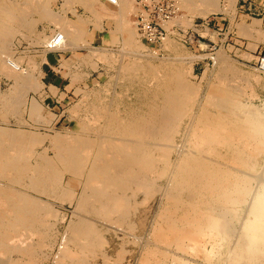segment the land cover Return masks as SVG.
Segmentation results:
<instances>
[{"label": "rangeland", "instance_id": "obj_1", "mask_svg": "<svg viewBox=\"0 0 264 264\" xmlns=\"http://www.w3.org/2000/svg\"><path fill=\"white\" fill-rule=\"evenodd\" d=\"M2 1H4V3L7 5H8V3L11 4V6L14 4L16 6L18 5V7H17L18 14L22 11L24 12V13L22 12L23 14H21V13L19 14L21 18H18L15 20V23L17 25H18V23L20 24L19 21H21V24L19 25L20 27L18 29L19 31H18V33L11 36L12 39L10 38L8 41L9 45H8V43H6V47H8L9 49L6 48L7 51H5V52L9 53L8 50H10L9 54L14 57L13 61H16L15 59L19 60L18 67L20 68L21 71H25V72L27 71V73H29V74L31 73V75H34L38 78L40 77L39 79L42 80V83H43L42 88L43 89L38 88V90L37 89L36 90H33V89L24 90L23 89V87H25L24 84L21 85V89H23V90H21V92L24 91L23 92L24 94L21 93V95L22 94L23 95L22 96L20 95L21 97L19 96L21 98V101L18 102L20 105L19 106L20 108L17 106V110L16 109L14 110V111H18V112H16L17 114L14 111H12L13 109L6 111L0 107L1 108L0 113L2 112L0 114V132L2 131V136H4V138H6L7 136H10L9 134L11 133V131H13V129H16V130L20 129V131H22V132L17 130V132L20 134L24 133V134L33 135L34 133L35 134L40 133L42 136L44 134V137L47 136L50 140L47 138L44 140V142H42L43 144L38 143L35 146H33L35 154L33 153L32 159L30 160V163L36 164L38 161V158H39V154L40 153L45 154V152H47L45 155H47V158L49 159L48 160L49 164H50L49 166H52V167L55 166L54 169L55 170L57 169L56 171L60 170V171H58V175L61 176V178L59 177L60 182L62 179V182H61L62 184L60 183L59 186H56L55 184L51 185L50 183H47L43 179H40V182L38 181V187H39V190H38L39 192H38L35 189L29 190V187H27L28 184H26V182H24L23 184H19V185L16 184L15 185V184L6 182V181H8L6 179L0 178V181H2L1 184L2 185L4 184L3 186L7 185L5 187H9V186L12 187V185H13V187L15 186L13 189H16V190L18 189V191H21V192H23V190H24V193L30 194V195L28 194L29 196H31L33 193V197L34 196L37 198L39 197L38 199L39 200L41 199L43 204L44 203L47 204L50 202V204H49V207H51V208H49L50 213L49 212H46V214L42 213L44 215H41L40 217H42L43 219L42 218L41 219L43 221L45 220L46 222H50L51 220H52V222L56 221L55 224L50 222L52 227H53V230L51 229L52 227H50V228L48 227L51 225L50 224L48 225L44 221V223L46 224V227L48 229L47 230L45 228V230L48 231V232H46L48 234L47 236H49V237L51 236L52 238L51 237L45 238L46 233L44 230V227H45L44 223L42 225V228H41V226L39 227L38 235L41 238L39 236H36V238L38 237V239H36V242L39 245L36 246L35 251L37 249H39L38 246H41V241L44 240V238L46 239V241H42V242H45V243H42L43 247L41 246L40 249L35 252V253L39 252L40 255H38L39 253H37L36 256H34L35 258L33 257V259L35 260V261L33 260L34 263L32 262V258H27L24 255L26 257L25 258V257H23L22 254L12 253L11 255L9 254V256L12 257L11 259H9L10 257L8 255L4 256L3 260L6 261V264H10V263L14 264V262H16L15 264H54V263L55 264H76V263L78 264V262H79V264L80 263H82V264H84V263L85 264H98V262L100 264L101 261H102L101 264H112L111 262H113V264H115L118 261H119V263H116V264H142L143 261L146 259L147 260L149 259V261L146 260L148 262V264H152V263L153 264H185L186 261H187L186 264L188 262H189V264H192V263L193 264H215V263H217V264H222V263L223 264H226V263L233 264L231 261V256L229 257V255H232L233 248H235V246L238 245V243H240V242H238L239 241L238 236H241V234H239V233H241L242 232L241 229H243L242 222L246 221V219L248 218V215H249L248 209L250 208L248 206L250 205L249 202L252 201V199L250 200L252 195L249 197L250 201L248 200L249 202H247V206L236 207L237 208L236 209V216L233 215L231 217L232 221H231V218L229 220L230 223L232 224V227L237 229L239 231V233L237 231L234 234V231H233V235L230 236L231 239L222 234L221 238L218 237L219 240L216 239L215 242H213V240L210 241L211 239H208V238L203 239L204 240V243H202L203 248H201V250H199V251H190V252L186 251L185 252L184 250L181 251V249H179L177 247L179 249V251H178V249L175 248V244H173L172 242H169V241H165L166 243L163 242L166 245L165 246L161 241L157 240L158 239L157 235L159 234V232L156 231L157 230L156 228H158L163 223V216L161 214L167 213L171 208V204L169 202V199L167 200V198H166L168 196L165 197L167 190L169 189L168 187H170L169 186L170 184H169L168 175L166 174L165 176L164 175L162 176V174H161L162 168L164 167L163 162L159 161L158 164L156 163V166H158V167L155 168V170H156L155 174L159 175L158 173L160 172L161 175H159V176L156 175L157 177H155V174H152V175H150V177L147 178L149 181L152 182L151 183L152 184L151 192L145 193L146 190H143V189L140 191L139 189H137L138 186H136V184H134V185L132 184L131 187H129V189H127V191H126V196L128 197L127 198L128 200L125 199V201H124L125 204L127 203L126 206H124V208L121 210V212L120 211L115 212L114 214L112 213V215L109 214L108 216H106L107 214H104L101 211H99V208H100V205L98 204L99 202L95 201V199L93 197H90V196H93V194H88L91 201L89 199L87 205L82 207L83 209L82 208L79 209L80 208L78 206L79 198L81 196H88L86 194H83L85 192V190H84L85 185H83V184H85V180L83 178L84 176H82V178H78L74 174H71V172L69 173V171L66 173L67 170L63 169L64 168L63 164L60 165L61 161L56 157L57 152H55V147H54L55 142L53 141V138L55 135L56 136L62 135L61 137L63 139H65L67 142L68 140H70L69 138L71 137L73 139V141L70 140V141H72L71 143H73V142L75 143V141L78 139L80 142L81 139L91 141V140H94L95 138H97V136H96L98 134L97 130L94 129L93 127H94V124L96 123V121L99 120V118L97 116L98 115L97 111L103 107L102 105H104V108H108V109L111 108L110 110H112V107H113V109L116 110L115 113L121 115L122 117H124L125 114H126L125 116H131V115L136 116V115H139L140 113L145 114V112L148 111L149 104H151V102L154 99H156L158 101L160 100V99H158L159 97H161L160 93H158L156 91L157 82L158 81L163 82V79L165 78L166 74L169 73L170 71H172L171 70L172 68H173V70H176L178 68V69L184 71V75L186 74L185 76L187 77L186 78L184 76L185 79L188 82L191 81L188 84L189 85L191 84V87L195 85V87H192V89L196 93L195 95L197 96L195 98V103H197L195 109H197L198 104L202 105L205 101L208 102L210 100V99H208V98H210L209 91H210L211 87H213V85L217 84L215 86H220L223 83H224L223 85H225V84L227 85V83H230L231 82L230 80H232V82L230 84H228V86H230L231 88L236 90L235 92L237 93V96H239L238 99H240L239 102L242 101L243 106L247 105L245 107H247V108L251 107V109L254 108L252 110H254V111L258 110V111H260V113H263L264 112V0H219V9H221V10H219V11H218V9L214 10L210 14L206 15L205 17L202 16L201 14H199V12H200V10H198L199 6H200L199 9H202L201 8V6H202L201 1L195 0V3H194V0H190L192 2L186 0L187 1L186 7L189 6L190 8H192L194 6V8H192V10H190L189 7H187L188 8L187 9L185 7V4H182L183 2L186 3L185 0L184 1L181 0V1H183L182 3H181V1L176 0L177 6L179 8V12L176 16L173 17L172 20H170L164 26V28L166 29V33H167L166 40L164 42H162L161 44L151 46L150 48H147L140 38V32H139L138 25H137V20H138L137 17H138V14H139L141 8H140V5L137 3L136 0H127V4H128L127 6H129V7H127V9L124 10V14H125L124 18L127 22L126 26H127L128 30H129V32H130V30L132 31V32H130V34H133V35L136 34L134 36L136 37L137 40L133 36V44L135 43V45H133V47L125 44L124 43L125 42L124 34L122 36V34L119 33L120 31H122V27H123L122 21H121V19H119L120 18L119 16L115 17L116 15L113 16L111 14H109L111 16H108V15H105L104 12L102 13L99 10H94V11L89 10V8L85 7V5L80 3L78 0H37V1H38V4H40L42 2L44 3V1H45V3H46V4L44 3L45 5L41 4L43 6V8L41 5H39V7L41 6L40 7L41 9L48 7V9H50L51 13L55 14V15L53 14V16H55V17L59 16L58 18H62L63 20H65L67 18V19H69L68 20L69 22L71 21L73 23L77 22V20H80L81 22L83 21L82 23H83V31L84 32H82L80 34V41H78L79 38L77 40L73 36V34L71 33V31L69 30L68 27L67 28L62 27L60 25V23L55 21V20L53 22L52 19H54L55 17H53L51 19L52 20V22H51L50 18H46V20H45V17L40 16V14H42V13H37L40 10V8L37 7L38 6L36 4L37 1H35V0H33V1L29 0V2H25L23 0H21V1L20 0H2ZM34 1L36 2V3H34L36 6L35 5L34 6L37 7V9H38V11H36V12H35V7H34V9L31 8V6H33ZM94 1L97 3V7L99 5H100V7L109 6V4L103 2L102 0H94ZM197 1H199L201 3V5H200V3H199V5H197V3H198ZM230 1H231V3H230ZM232 1L233 2L235 1V5ZM0 2H1V0H0ZM26 3L27 4L31 3V4L28 5L29 7H26L25 6V5H27ZM188 3H190L191 5L190 4L188 5ZM29 8H31L32 11L33 10L34 11L30 12L31 9H29ZM19 9H20V11H19ZM25 11H27V12L25 13ZM97 11H99V12H97ZM102 14L104 16H102ZM19 15L16 16V18L19 17ZM22 15L23 16L25 15V16L23 17ZM38 16H39V18H38ZM21 19L22 20L24 19V20L22 21ZM26 19L28 20V22L30 21L31 23L30 22L28 23ZM197 22H199V23H197ZM240 22H241V24H240ZM251 23L254 26H256L257 29L253 28L254 29L253 30L251 27H250L251 29L248 28V26ZM26 24H28L31 27V30H30V27L27 26ZM53 24H58V25H60V27L58 25H53ZM127 24H130L129 26L131 28H129ZM197 24L199 26H197ZM13 25H15V24H13ZM95 25H96V27H95ZM28 27H29V29H28ZM26 29H28L29 31L27 32ZM206 29L208 32H206ZM208 29H210V30H208ZM246 29H248V31ZM112 31H113V33H112ZM25 32H26V34H25ZM210 34H212V35H210ZM113 35H114V37H111ZM121 36L124 37V39ZM50 38H51V41H50ZM55 38H58L59 40L57 41V39H55ZM115 39H117V41ZM167 41L170 43H168ZM48 42H50L51 47H53L55 44L59 45V48L56 49L57 50L56 52L51 53L53 51H51L52 49L51 50L48 49V45H49ZM173 42H174V44H173ZM117 43H119V44H117ZM123 43L125 44V46L127 45L126 47H124L126 52H124V50H123V52L125 54L128 52L129 49H132V50H129V52L126 54L127 57L125 56V54L123 52H121V50L124 46ZM83 45H85V46H83ZM167 45H170V46L167 47ZM136 51H138V52H136ZM11 52H12V54H11ZM131 53H133L134 55ZM181 53H182V55H181ZM118 54H121V55H118ZM141 54H143V55H141ZM183 55H184V57H183ZM219 55H221V56L224 55L223 59L225 60L227 65H226V63H222L220 61L221 59L218 58ZM2 56L3 55H0V60H1ZM61 56H62V60H61ZM128 56H129V58H128ZM124 57H125V59H124ZM190 57H191V60L190 59L188 60V58H190ZM112 58H114V59H112ZM193 58H195V59L193 60ZM228 58H230V59H228ZM131 59L132 60L137 59V60H134V62L132 63ZM58 60H59V63H58ZM127 60L130 62L132 68L129 67L130 65L127 62ZM141 61H142V63H141ZM146 61H148V62L146 63ZM171 61H173V62H171ZM149 62H150V64H149ZM125 63H127L128 66ZM170 63H171V66H169ZM172 63H173V65H172ZM220 63L223 65H221ZM231 63H232V65H231ZM123 64H124V66L122 67ZM134 64H136V65H134ZM137 64H138V66H137ZM146 64L148 65V67ZM158 64H159V66H158ZM228 64L230 66H228ZM145 66H146V68H144ZM136 67H137V69H139V71L136 73H132V71L135 72V69H133V68H136ZM220 67H221V70H220ZM226 67H232V69L231 68L228 69ZM124 68L127 70V73H126V70H124ZM150 68H154L156 70L157 74H155L154 76L152 74H149L148 69H150ZM222 68L223 69L226 68L227 70H225V71L229 70V73L225 72ZM130 69L132 71H130ZM165 70H167V72H164ZM185 70H187V71L185 72ZM236 70H238V74H237ZM158 71H159V73H158ZM231 72L236 73L235 74L236 76ZM52 73L54 76V78L52 77V79H54V80L56 79V84L54 83V85H49V84L45 83L44 77L47 74L52 75ZM128 73H129V75H128ZM227 73H228V75H225ZM136 74L139 76L137 77ZM229 74H231L230 78L232 77V75H234L233 76L234 78L232 77V79L229 80ZM0 75L6 76L9 79V82H5L4 80H2L0 78V98L2 99L3 98L2 97L3 92H5V94H8L10 89L12 88L13 84H15V80L11 79L13 76L9 77L8 74H5V71L3 72L0 70ZM126 75H128V76H126ZM217 75H220V76L225 75V76H224V78H222V76L217 77ZM156 76H158V77L161 76V77H159V80H157L158 77H156ZM153 77H155L154 80H153ZM136 78H140V80L136 79ZM222 79H223V82H222ZM123 80H124V82H123ZM245 81H246V83H245ZM139 82H140V85H139ZM212 82H213V84H212ZM220 82H222V83H220ZM136 83H138V84H136ZM152 84L155 86H153ZM238 84H239V86H238ZM116 85H118V86H116ZM113 86H114V89H113ZM131 86H132V88H131ZM29 88H32V84H30ZM105 88H106V91H104ZM111 88H112V90H111ZM109 90H111V91H109ZM25 91H26V93H25ZM107 91H108V93H107ZM93 92H95V93H93ZM104 92H106V93H104ZM119 94H120V96H119ZM203 95H206V96H203ZM105 96L107 98H105ZM101 99H102V101H101ZM203 99H206V100L203 101ZM32 100L38 101V103L40 105L42 104L41 111H40L39 115H37L38 117H36V115L33 116V114L31 113V111L29 109V105L32 102ZM93 104L95 106H93ZM83 105H88L89 107L88 106L84 107ZM97 105L98 106L100 105L101 107L100 106L98 107ZM91 106H93V108L95 107L94 110L92 109ZM87 107L89 108V109H87L88 111L86 110ZM96 107H98V110ZM116 107H118L117 109L120 111V113L117 111ZM84 108H85V110H84ZM209 108L213 109L214 107L213 106L210 107V105H209ZM22 109H24L25 111ZM195 109H194V111H195ZM78 110H79V113H78ZM10 111H11V113H10ZM74 111H76V112H74ZM87 112H91V113L87 114ZM112 112H113V110H112ZM6 113H8L9 115ZM95 114H96V116H95ZM89 115H91V116H89ZM92 116H93V118H92ZM263 116H264V113H263ZM94 118H95V121H94ZM96 118H97V120H96ZM91 119H93V120H91ZM187 119L188 118H186L181 125L180 134L177 133V136H176L175 143L179 146L182 145V143L185 141V135L184 134H185L186 125L188 124ZM80 120H83V121L80 122ZM34 121H36V122H34ZM92 122H94V123H92ZM82 125H85V126L87 125L86 127L88 129L85 128V126L81 127ZM89 125H91V126H89ZM1 127H2V129H1ZM3 127H4V130H7V131L10 130L8 132V134H7V131L3 130ZM82 128H83V131H82ZM69 130L71 132H66ZM3 131L7 136L3 134ZM29 131H31V132H29ZM73 132H75V133H73ZM80 132H83L86 135L85 134L83 135V133H80ZM73 134H74V136H73ZM80 136H81V139H80ZM82 136H83V138H82ZM88 137H90V138H88ZM91 138H93V139H91ZM51 140H52V143L50 142ZM77 142L78 141H76V143ZM41 144H42V146H41ZM222 151H223V153L225 152L224 150H222ZM37 152H39V153H37ZM154 154H155V157L158 156L159 151L155 150ZM261 156H263V157H261ZM260 157H259V161L257 163L258 167L256 166V169L252 172L254 174L257 173L256 175H257V182H258V183H256V181L255 182L252 181V188L253 187L255 188V189L253 188L254 193H256L261 187H264L263 186V183H264V146H263V151H262ZM35 158H36V160H35ZM173 159H175L174 154L172 155V160ZM33 160L36 162H33ZM259 162H261V163H259ZM158 169H160L161 171ZM61 172H63L65 175ZM1 179H3V180H1ZM66 182L70 186L66 185L67 184ZM255 183L258 186L255 185ZM52 186H54L55 188ZM11 187H9V188H11ZM165 187L168 189H166L164 191ZM65 188L68 189L67 190L68 192L66 191ZM54 189H55V191H54ZM130 189H131V191H129ZM158 190H160V191L158 192ZM33 191H35V192H33ZM69 191H72V192L69 193ZM37 192L38 193L41 192V193L36 194ZM131 192L133 193V195H131L132 194ZM154 192H157V193L154 194ZM72 193H73V196L71 197L70 195ZM159 194H161V196ZM255 195L256 194H254L253 196H255ZM49 196H52V197H49ZM54 196H55V199L53 201ZM126 196H125V198H126ZM150 196H151V198H150ZM152 196L154 197L153 199H152ZM158 197H160V198H158ZM183 197L185 198L186 196H183ZM67 198L68 199L70 198L71 200L70 199L69 200L71 202L69 200H67ZM145 199H146V201H145ZM44 200H48V201L44 202ZM65 200H66V202H64ZM126 200H127V202H126ZM157 200H158V203H157ZM51 201H53V203ZM143 201L146 203L144 204ZM159 202H160V204H159ZM156 203L158 205H156ZM51 205L53 206V208ZM93 205H94V207L92 208ZM128 205H129V208L127 209ZM145 205H147V206H145ZM165 205H167V206H165ZM74 206H75L76 210H75ZM135 206L137 209L135 208ZM95 208H96V211L99 215L94 211ZM134 208H135V211H134ZM54 209H56V210H54ZM139 209H140V213H139ZM246 210H247V212H246ZM53 211H54V213H53ZM80 211L82 213L81 216H79L81 214ZM84 211H86L87 213ZM75 212H76V215H75ZM123 212H124V215H123L124 217L121 215V214H123ZM244 212H245V214H244ZM47 213H49V215ZM117 213H118L119 217L117 216ZM134 213H135V215H134ZM53 214L56 216H53ZM47 215L49 216V218L47 217ZM43 216L44 217L46 216L47 218L46 217L44 218ZM85 216H87L89 218L87 219ZM135 216H136V218H135ZM51 217L53 219H50ZM125 217H126V219H125ZM151 217H152V219H151ZM159 217H162V218L160 219ZM83 218L87 219V221H89V222H93L91 224H94L93 227L95 229L94 228L93 229H94V231H96L93 235L94 237L91 236L87 240L82 239L84 241V243L82 240L76 239L74 236L70 235V233L72 232L71 228L78 225L79 223H82L84 221ZM153 218L155 220H153ZM48 219H50V220H48ZM55 219H57V220H55ZM117 219H119V220L117 221ZM59 220H61V221H59ZM242 220H244V221H242ZM99 221L101 223H103V222L104 223L101 224ZM70 222H72V223H70ZM74 222H76V223L78 222V223L76 224ZM114 222H115V224H114ZM117 222H119V224ZM106 223H108V225ZM147 223H148V225H147ZM67 224H68V227L65 226ZM151 224H152V226H151ZM70 225H71V227H70ZM118 225H121V227ZM131 225H132V227H131ZM142 226H144V227H142ZM98 227H99V229H98ZM133 227H135L134 231L132 230ZM96 228H97V230H96ZM118 228H119V230H118ZM129 228H131V230L133 232ZM140 228H143V229H140ZM239 228H240V230H239ZM42 229H43V231H42ZM138 229H140L141 231ZM149 229H152V230H149ZM23 230H24V233H23ZM63 230H64V232H62ZM109 230H111L112 232ZM127 230L129 232H127ZM20 231H21L20 232L21 234L23 233L25 235H28L30 232L28 229L27 230L21 229ZM26 231H28V233ZM41 231H42V233H40ZM51 231H54L55 233L51 232ZM148 231H149V233H148ZM51 233H52V235H51ZM53 233L56 234L57 236L54 235ZM131 233H133L134 236ZM122 234H123V236L120 237ZM43 235H44V237L42 239ZM71 236H72V238H69ZM137 236L140 237L141 240L144 238L143 239L144 243L139 238H136ZM235 236H237V237L235 238ZM61 237L63 239H61ZM73 237H74V240H73ZM103 237L107 241H105L103 239ZM134 237L136 238V240ZM93 238H94V240H93ZM117 238H119V240ZM130 238H132V239H130ZM150 239H152V241ZM62 240H63V243H62ZM69 240H70V242H69ZM149 240H150V242H149ZM223 240H224V242H223ZM51 241L55 242V243L52 242L54 245L51 243ZM79 241H81L82 243H80ZM96 241L98 244L96 243ZM138 241H139V243H138ZM146 241L148 243H146ZM47 242H48V244H47ZM106 242L107 243L109 242L108 245ZM151 242H152V244H151ZM70 243H72V244H70ZM46 244L48 247L46 246ZM59 244H60V246H59ZM81 244L82 245L86 244L87 247L89 245L88 248H90L89 250L91 253L89 251H87L88 248H86L85 245L82 246ZM147 244H148V246H146ZM154 244H156V245L154 246ZM161 244H163V247H165V249L161 246ZM230 244L231 245L233 244L232 245L233 248L229 247ZM75 245H77V246H75ZM80 245H81V248H80ZM63 246H64V248H63ZM156 246H158V247H156ZM160 246L162 247L163 251H161L159 249V248H161ZM170 246H171V248H170ZM69 247H71V248H69ZM83 247H84V249L85 248L86 249L84 250ZM120 247H123L124 251L127 250V251H125V253L126 252L127 253L125 254L123 251V254L120 255L119 252H116L117 250L122 252L123 249L121 248L122 250H120ZM147 247L149 249L155 248L157 250L156 257L153 256V257L148 258V257H146L147 255L144 256L145 254H147L145 249L147 251L149 250V249H147ZM48 248H51V249H48ZM79 248L81 249V251L78 250ZM91 248H93V249H91ZM213 248H214V250H213ZM63 249H66V250L68 249L67 250L68 255L65 254L66 250H65V252L62 251ZM69 249H70L71 253L69 252ZM72 249H74V250H72ZM128 249H131V250H128ZM171 249H173L174 251L173 250L171 251ZM219 249H220V251H219ZM59 250H61L62 252L61 251L59 252ZM75 250H76V252H78V251L80 252V253L78 252L79 254L76 253L77 257L80 258L79 260H78V258L76 259V254L74 253ZM92 250H95V251H92ZM82 251H83V253H81ZM102 251L103 252L105 251V252L103 253ZM165 251H166V253H164ZM204 251H205V253H204ZM209 251L212 253H208ZM101 252L104 254L103 260H102ZM107 252L109 254L113 253L112 255L110 254L111 257L109 256V254ZM161 252H163V253H161ZM174 252H176V253H174ZM184 252H185V254H184ZM187 252L189 255L186 254ZM214 252H215V254H214ZM35 253H34V255H35ZM128 253H131V254L129 255ZM142 253H144V255ZM173 253H174V255L176 254L177 256L176 255L173 256ZM199 253H201V255H199ZM206 253H207V256H205ZM224 253H225V255H224ZM41 254H43V255H41ZM58 254H59V256H58ZM62 254H63V256H62ZM197 254H198V257H200V256L201 257L198 258ZM219 254H221V255H219ZM45 255L46 256L48 255V256L45 258ZM81 255H83V256H81ZM85 255H87V260L90 263H88L86 261ZM124 255H125V257H124ZM163 255H165V256H163ZM37 256L39 259L37 258ZM160 256H162V258H164V259L162 260V258ZM209 256L211 257V259ZM225 256L228 257V259L222 260V258L223 257L225 258ZM18 257L20 260L15 259ZM60 257H62V258H60ZM70 257H72V258H70ZM82 257L83 258L85 257V259H83ZM121 257H124V258L122 259ZM168 257H169V259H168ZM174 257H178V259L174 258ZM208 257L210 260L208 259ZM81 258L83 260H81ZM105 258H107V259H105ZM160 258H161V260H160ZM12 259L17 260V261H14ZM158 259H159L160 263H158ZM175 259H176V261H175ZM23 260H25V261H23ZM29 260L31 262H29ZM76 260H78V261L75 262ZM80 260H81V262H80ZM84 260L87 263L84 262ZM150 260H152L151 261L152 263L150 262ZM182 260H183V262H182ZM227 260H229V261L227 262ZM104 261H105V263H104ZM124 261H125V263H124ZM223 261L224 262L226 261V262L224 263ZM260 261L262 262L261 264H264V258H263V261H262V259ZM260 261L258 262L259 264H260ZM27 262H29V263H27ZM245 262L246 261H242V263L238 262V264H248V262L247 263H245Z\"/></svg>", "mask_w": 264, "mask_h": 264}, {"label": "bare ground", "instance_id": "obj_2", "mask_svg": "<svg viewBox=\"0 0 264 264\" xmlns=\"http://www.w3.org/2000/svg\"><path fill=\"white\" fill-rule=\"evenodd\" d=\"M23 1L29 2V0H23ZM35 1H37V0H35ZM35 1L33 2V6H31V8H33V9L36 6L34 4V3H36ZM78 1L82 4H84L85 7L89 8V10H92V11L99 10L100 12H102V13L104 12L105 15H108V16H111V15H113V16L116 15L115 17L119 16L120 17L119 19H121L122 24H123L122 31L119 32L120 34H122V36L124 34L125 39H124V37L121 36L125 40V42L124 41L123 42L125 44H127L128 46H131V47H133V45H135V43L133 44V36L136 34H134V35L130 34V32H132V31L130 30V32H129V30L126 26L127 22L124 18V15H125L124 10L127 9V7H129V6H127L128 5L127 0H118L117 4H114V5L109 4V6H107V7L106 6L100 7L99 4H98L99 6L97 7V3L94 0H78ZM179 1H181V0H179ZM183 1H181V3ZM187 1H190V0H187ZM187 1L185 0L186 3H184V2L182 3V4H185V7L187 4ZM199 1H201V3H202V6H201L202 9H199L200 6H199V8L198 7L197 8H198V10H200L199 14H201L204 17L206 15L210 14L214 10H217V9H218V11L221 10V9H219V0H199ZM199 1H197L198 2L197 5H199V3H200ZM190 2H192V1H190ZM44 3H45V1H44ZM44 3L42 2V3L38 4V1H37L36 4L38 5L37 7L40 8L42 5L46 4V3L45 4ZM194 3H195V0H194ZM201 3H200V5H201ZM230 3H231V1H230ZM233 3L235 5V1ZM30 4H27L25 6L29 7L28 5H30ZM189 4L190 3H188V5ZM39 5H41V6L39 7ZM17 7H18V5L16 6L15 4L11 6V4L8 3V5H7L2 0L0 2V55H3L1 57V60H0V70L3 72L5 71V74H8L9 77L13 76L11 79L15 80V84H13L9 93L5 94V92H3L2 97L4 99L2 98L3 99L2 100L0 98L1 99L0 100V107L6 111H9L12 109H13L12 111H14L15 109L17 110V106L18 107L20 106L18 102L21 101L20 97L24 94L23 93L24 91L21 92V90H23V89L24 90H30V89H33V90L37 89L38 90V88L41 89L43 87L42 80L39 79L40 77L38 78L34 75H31V73L29 74V73H27V71L26 72L21 71L20 68L18 67L19 60L15 59L16 61H13L14 57L9 54L10 50H8L9 53L5 52V51H7L6 48H8V47H6V43H8L11 36L18 33V31H19L18 29L20 27L19 25L21 24V21H19L20 24L18 23V25H17L15 23V20L18 18H21L19 15L20 13L21 14L24 13L21 10L23 13L20 12L18 14ZM37 7H35V12L38 11ZM187 7H189V6H187ZM31 8H29V9H31ZM42 8H43V6H42ZM192 8H194V6ZM192 8H190V10H192ZM19 11H20V9H19ZM31 11H32V9L30 10V12ZM99 11H97V12H99ZM26 12L27 11H25V13ZM37 13H42V14H40V16L45 17V20H46V18H50V20H51L53 17H55V16H53L54 13L52 14L50 9H48V7L44 8V9L40 8L39 12H37ZM109 14H111V15H109ZM18 15H19V17L16 18V16H18ZM102 16H104V15L102 14ZM58 17L56 16L54 19H52L53 22L55 20V21L59 22L62 27H66V28L68 27L69 30L71 31V33L73 34V36L77 40L79 38L78 41H80V34L82 32H84L83 31V23H82L83 21L81 22L80 20H77V22L73 23L71 21L69 22L68 21L69 19H67V18H66L67 20L66 19L63 20L62 18H58ZM38 18H39V16H38ZM52 20H51V22H52ZM27 22H28V20H27ZM13 24H15V25H13ZM240 24H241V22H240ZM26 25L29 26L28 24H26ZM53 25H58V24H53ZM60 25H58V26L60 27ZM96 25H95V27H96ZM127 25L129 28H131L129 26L130 24H127ZM29 27H28V29H29ZM250 27L252 29L256 28V26H254L252 23L248 26V28H250ZM28 29H26L27 32L29 31ZM30 30H31V27H30ZM208 30H210V29H208ZM246 30L248 31V29H246ZM206 32H208L207 29H206ZM112 33H113V31H112ZM25 34H26V32H25ZM210 35H212V34H210ZM111 37H114V35ZM134 38L136 39L135 36H134ZM115 40L117 41V39H115ZM50 41H51V38H50ZM48 43L50 44V42H48ZM124 43H123L124 46L122 45L123 48L127 46V45L125 46ZM168 43H170V42H168ZM117 44H119V43H117ZM173 44H174V42H173ZM8 45H9V43H8ZM170 45H167V47ZM83 46H85V45H83ZM123 48H122L121 52H123V50H124V52H126L125 48L124 49ZM129 50H132V49H129ZM129 50H128V52H129ZM136 52H138V51H136ZM11 54H12V52H11ZM126 54H125V56H126ZM131 54H133V53H131ZM118 55H121V54H118ZM141 55H143V54H141ZM181 55H182V53H181ZM129 56H128V58H129ZM223 56L219 55L218 58L221 59L220 61L222 63H226L225 60L223 59L224 58ZM183 57H184V55H183ZM112 59H114V58H112ZM124 59H125V57H124ZM189 59L191 60V57L188 58V60ZM194 59L195 58H193V60ZM228 59H230V58H228ZM134 60H137V59H134ZM134 60H132V63L134 62ZM127 62L130 65L129 67L132 68L130 62L128 60H127ZM147 62L148 61H146V63ZM171 62H173V61H171ZM141 63H142V61H141ZM125 64L127 65V63H125ZM149 64H150V62H149ZM159 64H158V66H159ZM134 65H136V64H134ZM172 65H173V63H172ZM221 65H223V64H221ZM226 65H227V63H226ZM231 65H232V63H231ZM123 66H124V64L122 65V67ZM137 66H138V64H137ZM169 66H171V63ZM228 66H230V65L228 64ZM147 67H148V65H147ZM144 68H146V66ZM226 68L232 69V67H226ZM226 68L223 70L224 71L227 70ZM133 69H135V72L130 69V71H132V73H136L139 71V69H137V67L133 68ZM124 70H126V69L124 68ZM148 70H149V74H152L153 76L155 74H157L156 70L154 68H150ZM171 70L172 71H170L169 73L166 74L165 78L162 76L164 78L163 82H160V81L157 82L156 91L158 93H160V96H161V97H159V98L157 97V98L160 100L158 101V100L154 99L151 102V104H149V108L147 107L148 111H146L145 114H143V113H140L139 115L135 114L136 116H133L131 114H130L131 116H125L126 115L125 114L124 117H122L121 115L115 113L116 110H114L113 107H112V110H113V112H112V110H110L111 108L110 109L104 108V105H102L103 107L98 110V107L100 105L99 106L97 105L98 106V107H96L98 110L97 116H98L99 120L96 121V123L94 124V127H93L94 129L97 130V133H98L96 135L97 138H95L94 140H91V139H93V138H91L90 139L91 141H89V140H85V139L82 140L81 136H80V139H81L80 142L78 139V140H76V141H78L77 143H76V141H75V143L74 142L71 143L73 141V139L71 137L69 138L67 136L72 141L67 139L68 141L66 142V140L61 137L62 135H60V136L59 135H57V136L53 135L54 136L53 141L55 142L54 143L55 152H57L56 157L61 161L60 165L63 164V166H64L63 169L67 170L66 173L69 171V173L71 172V174H74L78 178H82V176H84L83 178L85 180V184H83V183L82 184L85 185V189H84L85 192L83 194H86V195L93 194V196H90V197H93L95 199V201L99 202V203L97 202L100 205L99 211H101L104 214H107L106 216H108L109 214L112 215V213L114 214L115 212H119V211L121 212V210L124 208V206H126L127 203L126 204L124 203L125 199L128 198L126 196V191H127V189H129V187H131L132 184L133 185L136 184V186H138V188L137 187L136 188L139 189L140 191L143 189V190H146L145 193L151 192V189H152L151 183L152 182L149 181L147 178L150 177V175L155 174V171H156L155 168L158 167V166H156V163L158 164L159 161L163 162L164 167L162 168L161 174H162V176L163 175L165 176L167 174L168 178H169V184H170L169 186L170 187H168L169 189L165 187L164 191L166 189H168L165 197L168 196L166 198H167V200L169 199V202L171 204V208L167 213L161 214L163 216V223L159 227L157 226L158 228H156L157 229L156 231L159 232V234L157 235V238H158L157 240L161 241L162 243L165 241L172 242L173 244H175V248L178 247L179 249H181V251L184 250L185 252L186 251L190 252V251L201 250V248H203L202 243H204L203 239L208 238V239H211L210 241L213 240V242H215V240L218 239V237L221 238L222 234L225 235L226 237L230 238V236L233 235V231H234V234H235V232L238 231L237 229L232 227V224L229 221L233 215L236 216V209H237L236 207L247 206V202H249L252 199V201L249 202L250 205L248 204L249 205L248 207H250L248 209L249 210L248 218L246 219V221H244L245 219L242 220V221H244V222H242V224H243L242 225L243 229H241L242 232L239 233V231H238V233L241 234V236L237 235L239 238L238 242H240V243H238V245H236L235 248L232 247L233 244L232 245L230 244V246L228 245L229 247L233 248V253H232V255H229V257L231 256V261L233 264H235V263L238 264V262L242 263V261H246L245 263L248 262V264H259L258 262L261 259L263 261V258H264L263 257L264 256V187H261L256 193H254V191H253L254 187L252 188V181H254V182L256 181V183H258V182H257V175H256L257 173L254 174L252 172L256 169V166L258 167L257 163H258L259 157L263 151V146H264V116H263V113L264 112L260 113V111H258V110L254 111V110H252L254 108L251 109V107H249V106H248L249 108H247V107H245L247 105L244 104L245 106H243L242 101L239 102L240 99H238L239 96H237V93L235 92L236 90H234L233 88L228 86V84H230L232 82V80H230V79H232V77L236 74L233 72H231L234 74V75H232L231 78H230L231 74H229V80L231 81L230 83H227V85L226 84L223 85L224 84L223 83L220 86H215L217 84L213 85V87H211V89L209 91L210 98H208V99H210V100L208 102L205 101L202 105L198 104L197 109H195V107L197 105V103H195V98L197 96L195 95L196 94L195 91L192 89V87H195V85L191 87V84L190 85L188 84L191 81L188 82L185 79L186 74L184 75V71H182L178 68L176 70H173V68H172ZM220 70H221V67H220ZM159 71H158V73H159ZM186 71L187 70H185V72ZM164 72H167V70H165ZM225 72L229 73V70L225 71ZM236 72L238 74V70H236ZM126 73H127V70H126ZM228 73L225 75H228ZM128 75H129V73H128ZM128 75H126V76H128ZM138 76L139 75H137V77ZM218 76H220V75H217V77ZM224 76H222V78H224ZM156 77H158V76H156ZM159 77H161V76H159ZM159 77L157 80H159ZM136 79L140 80V78H136ZM154 79H155V77H153V80ZM123 82H124V80H123ZM222 82H223V79H222ZM222 82H220V83H222ZM245 83H246V81H245ZM23 84L25 87H23V89H21V85H23ZM30 84H32V88H29ZM136 84H138V83H136ZM212 84H213V82H212ZM139 85H140V82H139ZM116 86H118V85H116ZM153 86H155V85H153ZM238 86H239V84H238ZM131 88H132V86H131ZM113 89H114V86H113ZM111 90H112V88H111ZM111 90H109V91H111ZM104 91H106V88ZM21 93H23V94L21 95ZM25 93H26V91H25ZM93 93H95V92H93ZM104 93H106V92H104ZM107 93H108V91H107ZM120 94H119V96H120ZM203 96H206V95H203ZM105 98H107V97L105 96ZM204 100H206V99H203V101ZM101 101H102V99H101ZM209 105H210V107L213 106L215 109L209 108ZM41 106H42V104L40 105L38 103V101L32 100V102L29 105V109H30L31 113L33 114V116L36 115V117H38L37 115H39V113L41 111ZM83 106L85 107L88 105H83ZM93 106H95V105L93 104ZM93 106H91V107L94 110L95 107L93 108ZM88 107L86 108V110L89 109ZM117 108L118 107H116V109ZM194 109H195V111H194ZM22 110H24V109H22ZM84 110H85V108H84ZM76 111H74V112H76ZM117 111L120 113V111L118 109H117ZM14 112L16 113L18 111H14ZM10 113H11V111H10ZM78 113H79V110H78ZM90 113L91 112H87V114H90ZM6 114H8V113H6ZM89 116H91V115H89ZM95 116H96V114H95ZM92 118H93V116H92ZM186 118H188L187 119L188 124L186 125L185 134H184L185 135V141L184 142L182 141L183 142L182 145L179 146L175 143V140H176L177 133L180 134L181 125ZM91 120H93V119H91ZM96 120H97V118H96ZM81 121H83V120H80V122ZM94 121H95V118H94ZM34 122H36V121H34ZM92 123H94V122H92ZM84 126L85 125H82L81 127H84ZM86 126H85V128H87ZM89 126H91V125H89ZM1 129H2V127H1ZM3 130H4V127H3ZM17 130L20 131V129H17ZM17 130L13 129V131H11V133L9 134L10 136H7L4 133V131H7V130H4L3 134L7 136L6 138H4V136H2V131L0 132V178L6 179V180H8L6 182L12 183L15 185L16 184H18V185L23 184L24 182H26V184H28L27 187H29V190L35 189L38 191L39 190L38 181L40 182V179H43L44 181H46L47 183H50L51 185L55 184L56 186H59L60 183L62 182V179H61V182L59 180L61 178V176L58 175V171H60V170L56 171L57 169L56 170L54 169L55 166L54 167L49 166L50 165L49 161H48L49 159L47 158V155H45L47 152H45V154L44 153L39 154V158H38V161L36 164L30 163V160L32 159V155L34 153L33 146H35L38 143L44 142V140L47 139L48 137L47 136L44 137V134L42 136L40 133H37V134L34 133L33 135L24 134V133L20 134L17 132ZM9 131H7V134ZM82 131H83V128H82ZM20 132H22V131H20ZM29 132H31V131H29ZM66 132H71V131L69 130ZM73 133H75V132H73ZM80 133H83V132H80ZM84 134L85 133H83V135ZM73 136H74V134H73ZM82 138H83V136H82ZM88 138H90V137H88ZM50 142L52 143V140ZM42 144H41V146H42ZM155 150L159 151V155L156 157L154 154ZM222 150H224L225 152L223 153ZM39 152H37V153H39ZM173 154L175 156V159L172 160ZM261 157H263V156H261ZM35 160H36V158H35ZM33 162H36V161L33 160ZM259 163H261V162H259ZM158 170H160V169H158ZM63 172H61V173H63ZM158 174L161 175L160 172ZM156 175L157 174H155V177L159 176V175H157V176ZM3 179H1V180H3ZM1 182L2 181H0V263L6 264V261L3 260L4 256L5 255L9 256V254L11 255L12 253L22 254L23 257L26 256L27 258H32V262L34 263L35 260L33 259V257L36 256L37 253H39V252H37V253H35V252L40 249V247L42 246V243H45L42 241H46L45 238L49 237V236H47L48 234L46 233V232H48L47 231L48 229H47L45 223H47L48 225L49 224L51 225L50 222H52V220L50 222H46L44 220L45 221V223H44V221L42 220L43 218L40 216L46 214V212L50 213V211H49L50 210L49 208H51V207H49L50 202L47 204L46 203L43 204L41 199L40 200L38 199L39 197L38 198L35 196L33 197V193L31 196H29L30 194L28 193L29 194L28 195V194L24 193V190H23V192H21V191H18V189L17 190L13 189L15 187V186L13 187V185H12V187L9 186L11 188L5 187L7 185L3 186L4 184L2 185ZM256 183H255V185H257ZM66 185L70 186L68 183ZM54 186H52V187H54ZM263 186H264V183H263ZM67 190L68 189H66V191ZM54 191H55V189H54ZM72 191H69V193H71ZM129 191H131V189ZM159 191L160 190H158V192ZM33 192H35V191H33ZM38 192L36 194L41 193V192L40 193H38ZM155 193H157V192H154V194ZM254 194H256V195L253 196ZM131 195H133V193ZM159 195L161 196V194H159ZM70 196L72 197L73 193ZM125 196H126V198H125ZM183 196H186V197L184 198ZM250 196H251V198L249 200ZM49 197H52V196H49ZM90 197H89V195L88 196H81L80 198L78 197L79 198L78 206L80 207L79 209H81L82 207L87 205ZM150 198H151V196H150ZM153 198L154 197L152 196V199ZM158 198H160V197H158ZM54 199H55V196L53 197V201H54ZM69 199L67 198V200H69ZM127 200H126V202H127ZM45 201L47 202L48 200H44V202ZM53 201H51V202L53 203ZM90 201H91V199H90ZM145 201H146V199H145ZM64 202H66V200ZM145 203L146 202H144V204ZM157 203H158V200H157ZM157 203H156V205H158ZM159 204H160V202H159ZM145 206H147V205H145ZM165 206H167V205H165ZM93 207H94V205L92 206V208ZM52 208H53V206H52ZM74 208H75V206H74ZM128 208H129V205H128L127 209ZM135 208H136V206H135ZM135 208H134V211H135ZM140 209H139V213H140ZM54 210H56V209H54ZM75 210H76V208H75ZM94 211L97 213L96 208ZM84 212H86V211H84ZM124 212H123V214H121V213L120 214L123 216ZM246 212H247V210H246ZM42 213H44V214H42ZM49 213H47V214L49 215ZM53 213H54V211H53ZM80 213H81V211H80ZM244 214H245V212H244ZM48 215H47V217L49 218ZM75 215H76V212H75ZM81 215H82V213L79 216H81ZM134 215H135V213H134ZM53 216H56V215L53 214ZM117 216H118V213H117ZM52 217L50 219H53ZM85 217L87 219L89 218L87 216H85ZM135 218H136V216H135ZM159 218L161 219L162 217H159ZM50 219H48V220H50ZM87 219H84L83 222L81 221L82 223H79L78 225L71 228L72 234L70 233V235H72L76 239H80V240H82V239L87 240L91 236L94 237L93 235L96 232V231H94V229H95L93 227L94 224H91L93 222H89V221H87ZM125 219H126V217H125ZM151 219H152V217H151ZM55 220H57V219H55ZM118 220L119 219H117V221ZM153 220H155V219L153 218ZM59 221H61V220H59ZM231 221H232V218H231ZM72 222H70V223H72ZM43 223L45 224L44 230H45V228L47 229V230H45L46 236H45L44 240L41 241V246H38L39 249H37L35 251L36 246L39 245L36 242V239H38V237L36 238V236H39L38 235L39 227L41 226V228H42ZM52 223L55 224L56 221L52 222ZM74 223H76V222H74ZM103 223H101V224H103ZM117 223L119 224V222H117ZM106 224L108 225V223H106ZM114 224H115V222H114ZM147 225H148V223H147ZM65 226L68 227V224ZM118 226L121 227V225H118ZM151 226H152V224H151ZM48 227L50 228V227H52V225L48 226ZM70 227H71V225H70ZM131 227H132V225H131ZM142 227H144V226H142ZM134 228L135 227L132 228L133 231H134ZM21 229H25V230L28 229L30 232L28 235H25V234H23L24 233V230H23V233L21 234L20 233ZM51 229L53 230V227ZM98 229H99V227H98ZM129 229L131 230V228H129ZM140 229H143V228H140ZM140 229H138V230H140ZM96 230H97V228H96ZM118 230H119V228H118ZM128 230H127V232H129ZM149 230H152V229H149ZM239 230H240V228H239ZM42 231H43V229H42ZM42 231L40 233H42ZM109 231H111V230H109ZM26 232L28 233V231H26ZM51 232H54V231H51ZM62 232H64V230ZM148 233H149V231H148ZM131 234H133V233H131ZM51 235H52V233H51ZM54 235H56V234H54ZM72 236L69 238H72ZM122 236H123V234L120 237H122ZM133 236H134V234H133ZM237 236H235V238ZM43 237H44V235L42 236V239H43ZM62 237H61V239H63ZM74 237H73V240H74ZM136 238H139L141 240V238L138 236ZM136 238H135V240H136ZM103 239L105 240L104 237H103ZM117 239L119 240V238H117ZM130 239H132V238H130ZM143 239L141 240L142 242H143ZM93 240H94V238H93ZM150 240L152 241V239H150ZM150 240H149V242H150ZM105 241H107V240H105ZM52 242L53 241H51V243ZM69 242H70V240H69ZM79 242L82 243L81 241H79ZM223 242H224V240H223ZM53 243H55V242H53ZM62 243H63V240H62ZM83 243H84V241H83ZM96 243H97V241H96ZM108 243H107V245H108ZM138 243H139V241H138ZM146 243H148V242L146 241ZM47 244H48V242H47ZM47 244H46V246H47ZM60 244H59V246H60ZM70 244H72V243H70ZM151 244H152V242H151ZM163 244H161L162 247H163ZM81 245H80V248H81ZM84 245L86 246V244H84ZM84 245H82V246H84ZM155 245L156 244H154V246ZM75 246H77V245H75ZM146 246H148V244ZM88 247H89V245H88ZM88 247L86 246V248H88ZM156 247H158V246H156ZM162 247L159 248L161 251H163ZM63 248H64V246H63ZM69 248H71V247H69ZM80 248L78 250L81 251ZM163 248L165 249V247H163ZM170 248H171V246H170ZM48 249H51V248H48ZM83 249H84V247H83ZM89 249L90 248H88L87 251L90 252ZM91 249H93V248H91ZM147 249H149V248L147 247ZM154 249L152 248V249H149L148 251L145 249L147 254H145V255H144V253H142V254L144 256L147 255L146 257H148V258L153 257V256L156 257L157 250L156 249L154 250ZM179 249H178V251H179ZM65 250L66 249H63L62 251L65 252ZM67 250L65 252L66 255H68ZM72 250H74V249H72ZM120 250H122V252H120L119 250H117L116 252H119L121 255V254H123L124 248L120 247ZM128 250H131V249H128ZM172 250L173 249H171V251ZM213 250H214V248H213ZM60 251L61 250H59V252ZM92 251H95V250H92ZM125 251H127V250H125ZM125 251H124V253H125ZM219 251H220V249H219ZM69 252H70V249H69ZM78 252H76V250H75L74 253L79 254L80 252L79 253ZM102 252H101V254H102V260H103V257H104L103 253L105 251L103 253ZM185 252H184V254H185ZM34 253H35V255H34ZM81 253H83V251ZM131 253H128V254L130 255ZM161 253H163V252H161ZM164 253H166V251ZM174 253H176V252H174ZM174 253H173V256L176 255V254L174 255ZM204 253H205V251H204ZM208 253H212V252L209 251ZM77 254H76V259L78 258V260H79L80 258L77 257ZM110 254H109V256H110ZM186 254H188V252ZM214 254H215V252H214ZM38 255H40V253ZM41 255H43V254H41ZM199 255H201V253H199ZM219 255H221V254H219ZM224 255H225V253H224ZM47 256L45 255V258ZM58 256H59V254H58ZM62 256H63V254H62ZM81 256H83V255H81ZM85 256H86V261L88 263H90L87 260V255H85ZM163 256H165V255H163ZM205 256H207V253ZM72 257H70V258H72ZM124 257H125V255H124ZM124 257H121V258L123 259ZM160 257L162 258V256H160ZM197 257H198V254H197ZM200 257H198V258H200ZM209 257H208V259H209ZM11 258L12 257H10L9 259H11ZM37 258H38V256H37ZM60 258H62V257H60ZM82 258H81V260L85 259V257L83 259ZM161 258H160V260H161ZM174 258L178 259V257H174ZM15 259H19V257L15 258ZM105 259H107V258H105ZM163 259L164 258H162V260ZM168 259H169V257H168ZM210 259H211V257H210ZM224 259H228V257L225 256V258L223 257L222 260H224ZM12 260H14V259H12ZM78 260H76L75 262H77ZM81 260H80V262H81ZM146 260H144L143 263L142 262L141 263L142 264H148L147 261H149V259L147 261ZM14 261H17V260H14ZM23 261H25V260H23ZM86 261L84 260V262H86ZM105 261H104V263H105ZM151 261L152 260H150V262ZM175 261H176V259H175ZM228 261L229 260H227V262ZM29 262H31V261L29 260ZM29 262H27V263H29ZM182 262H183V260H182ZM186 262H185V264H186ZM15 263L16 262H14V264ZM101 263H102V261H101ZM111 263L113 264V262H111ZM116 263H119V261ZM124 263H125V261H124ZM158 263H160L159 259H158ZM261 263L262 262L260 261V264ZM78 264H79V262H78ZM80 264H82V263H80ZM98 264H99V262H98ZM187 264H189V262ZM215 264H217V263H215ZM226 264H228V263H226Z\"/></svg>", "mask_w": 264, "mask_h": 264}, {"label": "built area", "instance_id": "obj_3", "mask_svg": "<svg viewBox=\"0 0 264 264\" xmlns=\"http://www.w3.org/2000/svg\"><path fill=\"white\" fill-rule=\"evenodd\" d=\"M103 2L114 5L118 0H102ZM140 5V12L137 17V25L140 38L147 48L161 44L166 40L167 33L164 28L170 20L179 12L176 0H136ZM199 23V22H197ZM197 26H199L197 24ZM57 41L59 40L58 38ZM59 45L53 47L48 45V49L56 52ZM5 82H9L8 77L0 75Z\"/></svg>", "mask_w": 264, "mask_h": 264}, {"label": "crops", "instance_id": "obj_4", "mask_svg": "<svg viewBox=\"0 0 264 264\" xmlns=\"http://www.w3.org/2000/svg\"><path fill=\"white\" fill-rule=\"evenodd\" d=\"M51 53H54V52H51ZM61 60H62V56H61ZM57 61V60H56ZM55 63V62H54ZM58 63H59V60H58ZM56 71V70H55ZM52 77L54 78V76H53V73H52V75H46L45 77H44V80H45V83H47V84H49V85H54V83L56 84V79L54 80V79H52ZM53 80V81H52ZM52 81V82H51Z\"/></svg>", "mask_w": 264, "mask_h": 264}]
</instances>
